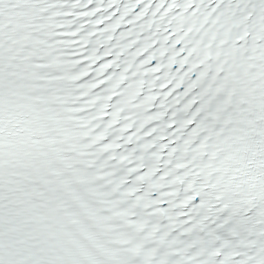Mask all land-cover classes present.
<instances>
[{
	"label": "snow or ice",
	"instance_id": "obj_1",
	"mask_svg": "<svg viewBox=\"0 0 264 264\" xmlns=\"http://www.w3.org/2000/svg\"><path fill=\"white\" fill-rule=\"evenodd\" d=\"M0 264H264V0H0Z\"/></svg>",
	"mask_w": 264,
	"mask_h": 264
}]
</instances>
